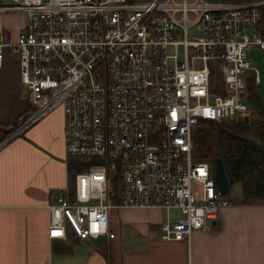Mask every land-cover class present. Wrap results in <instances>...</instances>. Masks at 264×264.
Here are the masks:
<instances>
[{
	"label": "built area",
	"instance_id": "obj_1",
	"mask_svg": "<svg viewBox=\"0 0 264 264\" xmlns=\"http://www.w3.org/2000/svg\"><path fill=\"white\" fill-rule=\"evenodd\" d=\"M28 112L11 137L56 107L66 158L91 163L50 192L48 237L112 238L113 207L178 209L164 239L189 238L230 204L214 169L193 155L200 119L249 117L244 99L264 50V0H11ZM55 233V235H54Z\"/></svg>",
	"mask_w": 264,
	"mask_h": 264
},
{
	"label": "crops",
	"instance_id": "obj_2",
	"mask_svg": "<svg viewBox=\"0 0 264 264\" xmlns=\"http://www.w3.org/2000/svg\"><path fill=\"white\" fill-rule=\"evenodd\" d=\"M11 0H0V6ZM24 12L0 8V31L16 40ZM30 104L22 93L17 52L4 47L0 65V140L12 132ZM63 110L47 115L0 147V264H264V201L231 202L215 221L189 238L164 239L161 208L113 207L107 239L49 238L50 192L70 181L63 142ZM178 210V209H177ZM179 211V210H178ZM180 215V211H179Z\"/></svg>",
	"mask_w": 264,
	"mask_h": 264
},
{
	"label": "trees",
	"instance_id": "obj_3",
	"mask_svg": "<svg viewBox=\"0 0 264 264\" xmlns=\"http://www.w3.org/2000/svg\"><path fill=\"white\" fill-rule=\"evenodd\" d=\"M243 97L254 108V113L228 121L200 119L197 125L202 124L205 129L194 130L193 155L196 159L209 161L213 169L215 159L220 157L229 188L239 182L243 202L264 201V106L253 75L249 77ZM90 163L85 156L70 157V175Z\"/></svg>",
	"mask_w": 264,
	"mask_h": 264
},
{
	"label": "water",
	"instance_id": "obj_4",
	"mask_svg": "<svg viewBox=\"0 0 264 264\" xmlns=\"http://www.w3.org/2000/svg\"><path fill=\"white\" fill-rule=\"evenodd\" d=\"M255 66L258 69V79L256 81L257 90L264 106V59L263 51L258 47H253L248 51ZM214 176L216 187L225 194L229 188V179L225 173L222 159L217 157L214 162Z\"/></svg>",
	"mask_w": 264,
	"mask_h": 264
},
{
	"label": "rangeland",
	"instance_id": "obj_5",
	"mask_svg": "<svg viewBox=\"0 0 264 264\" xmlns=\"http://www.w3.org/2000/svg\"><path fill=\"white\" fill-rule=\"evenodd\" d=\"M263 59H264V50H263ZM198 127H200L201 129H205V127H203L202 124L197 125L195 127V129L198 128ZM223 195H224V197L230 199L231 202L238 201V199L241 197V186H240V183L239 182L233 183L230 186V188L228 189V191L225 194H223ZM172 214L173 215H179V211L177 209H173L172 210Z\"/></svg>",
	"mask_w": 264,
	"mask_h": 264
},
{
	"label": "snow or ice",
	"instance_id": "obj_6",
	"mask_svg": "<svg viewBox=\"0 0 264 264\" xmlns=\"http://www.w3.org/2000/svg\"><path fill=\"white\" fill-rule=\"evenodd\" d=\"M54 235H55V233H54Z\"/></svg>",
	"mask_w": 264,
	"mask_h": 264
}]
</instances>
